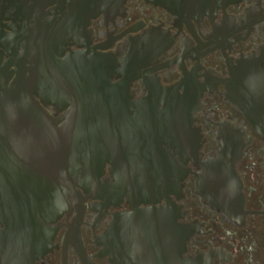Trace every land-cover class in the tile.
Masks as SVG:
<instances>
[{"label": "flooded vegetation", "instance_id": "flooded-vegetation-1", "mask_svg": "<svg viewBox=\"0 0 264 264\" xmlns=\"http://www.w3.org/2000/svg\"><path fill=\"white\" fill-rule=\"evenodd\" d=\"M0 36L18 59L7 68L8 83L27 84L57 128L70 121L92 126L81 140L95 148L93 191L70 177V210L56 221L51 248L31 264H264V138L228 100L235 65L252 57L264 68V0L215 9L124 0L108 14L83 0H0ZM20 46H27L24 54ZM0 50L3 65L10 58ZM26 52L29 70L20 71L18 57L24 63ZM42 93H59L60 102L43 101ZM99 93L130 102L100 104ZM74 94L80 102H70ZM166 102L189 116L187 150L164 152L161 140L159 150H138L132 142L157 137L130 134L136 111L161 110ZM167 154L175 171L163 172L157 160ZM138 156L140 163L131 161ZM215 157L231 164L242 184L244 209L252 213L241 223L197 193L200 167ZM126 186L169 190L154 199V217L145 215L156 230L141 240L133 237L138 232L115 230L119 215L132 212L118 192ZM104 189L115 194L97 192ZM150 207L138 204L143 213ZM163 218L171 223L166 231L158 229Z\"/></svg>", "mask_w": 264, "mask_h": 264}, {"label": "water", "instance_id": "water-1", "mask_svg": "<svg viewBox=\"0 0 264 264\" xmlns=\"http://www.w3.org/2000/svg\"><path fill=\"white\" fill-rule=\"evenodd\" d=\"M147 1L168 8L179 4L215 9L239 0ZM83 2L84 6L93 7L94 13L108 14L117 10L124 0ZM0 48L5 49L10 58L6 64L0 63V264H31L35 257L43 255L51 248V239L57 229L56 221L70 210L68 196L73 195L70 177L74 176L81 187L86 186L87 192L93 191L95 148L91 139L81 140L82 135L92 134V126L84 127L70 121L62 128H57L55 121L33 99L27 84L22 80L15 87L8 83L7 68L16 61L13 60L15 47L11 42H0ZM26 48L27 46L21 47L22 54ZM27 54L28 52L25 53L24 63V57L22 56V60L18 57L20 71L29 70L24 66ZM1 57L0 50V60ZM40 96L43 101L59 103L61 95L42 93ZM71 97L70 102H80V96L77 94ZM228 100L245 115L250 125L264 138V68L256 59L246 57L231 69ZM98 102L127 104L130 101L126 95L99 93ZM72 112L76 114L78 110L72 109ZM136 113L138 121L130 122V134L157 137L132 142L141 147L138 150H159L157 145L160 140L166 146L164 152L187 150L190 142L187 140L184 124L189 116L183 110L167 103L161 110H137ZM74 119L77 120V117ZM158 159H162L163 172L176 170L174 158L170 154L163 155L162 158L157 157ZM133 160L140 163L143 156L131 157V161ZM135 169L132 166L130 172L135 173ZM127 174L126 171V183ZM198 177L197 193L205 205L220 211L226 219L239 223L246 214L252 213L244 209L242 184L234 167L224 163L221 157L210 158L200 167ZM167 181L169 182L164 176L163 184ZM97 192L104 197H113L112 194H115L108 189ZM118 192L126 196L132 212L119 215L116 224L120 227L115 230L138 232L140 234L133 235L137 240H141L144 232L156 230V227L149 225L154 218L146 219L145 215L154 217L156 214L153 209L154 199L162 195L167 196L169 190L164 187L157 190H139L126 186V189ZM118 192L116 191V194ZM141 202L150 203L149 213H143L138 209ZM154 223L160 222L155 218ZM162 224L159 230L166 231L170 229L166 226L171 227V223L166 222L164 218Z\"/></svg>", "mask_w": 264, "mask_h": 264}]
</instances>
